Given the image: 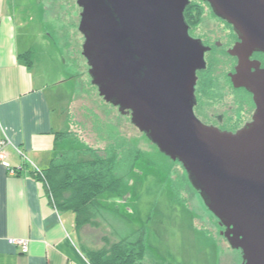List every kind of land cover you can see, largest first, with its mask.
Instances as JSON below:
<instances>
[{"label":"water","instance_id":"water-1","mask_svg":"<svg viewBox=\"0 0 264 264\" xmlns=\"http://www.w3.org/2000/svg\"><path fill=\"white\" fill-rule=\"evenodd\" d=\"M204 1L241 39L229 50L238 57L230 76L255 110L234 132L193 112L206 47L188 34L189 0H77L82 55L102 99L182 164L241 264H264V67L249 59L264 53V0Z\"/></svg>","mask_w":264,"mask_h":264},{"label":"rangeland","instance_id":"rangeland-1","mask_svg":"<svg viewBox=\"0 0 264 264\" xmlns=\"http://www.w3.org/2000/svg\"><path fill=\"white\" fill-rule=\"evenodd\" d=\"M76 1L34 0L32 10L37 15L30 22L38 26L40 32L35 51L38 63L34 64L33 71L47 85L45 90L61 101L60 111L67 116L62 130L73 135L69 144L79 148H103L110 142L107 137L117 136L118 132L130 143L127 146L138 151L135 171L123 183L126 185L122 190H126V194L115 203L120 214L127 213L131 217L130 229L144 225L145 260H156L160 264H241V251L224 239L217 219L190 184L182 164L161 152L130 122L128 115L105 102L91 84L88 64L82 55L83 36L78 30L81 9ZM184 16L193 25L195 35L202 36L210 30L220 34L230 32L227 25L217 21L205 1L190 0ZM21 56L26 60L25 53ZM29 56L31 58L30 53ZM226 56L221 55L220 60L215 61L212 54L206 56L209 57L204 72L207 77L202 79L206 87L201 89L204 88L203 94H197L203 111L197 114L202 122H208L211 112L221 114L225 105L231 104L232 111L227 113L229 117L226 115L223 126L234 131L251 120L254 104L244 91L233 90L226 77L231 65ZM212 90L217 91L215 95ZM106 132L107 139L103 136ZM64 144L68 142L65 140ZM63 147L66 146L58 142L56 151ZM81 155L85 157L84 153ZM112 218L114 228L125 224L120 215ZM87 226L81 231L79 243L97 249L104 243L102 226ZM107 236L111 238V233Z\"/></svg>","mask_w":264,"mask_h":264},{"label":"crops","instance_id":"crops-1","mask_svg":"<svg viewBox=\"0 0 264 264\" xmlns=\"http://www.w3.org/2000/svg\"><path fill=\"white\" fill-rule=\"evenodd\" d=\"M33 6L34 0H0V136L12 141L8 161L17 169L10 173L0 164V264H90L74 213L58 209L32 172L49 164L56 151L54 133L67 120L61 101L33 71L40 33L30 25L37 15ZM25 52L30 63L21 56ZM11 237L27 239L28 250L22 253Z\"/></svg>","mask_w":264,"mask_h":264},{"label":"trees","instance_id":"trees-1","mask_svg":"<svg viewBox=\"0 0 264 264\" xmlns=\"http://www.w3.org/2000/svg\"><path fill=\"white\" fill-rule=\"evenodd\" d=\"M25 54L24 60L30 63L29 53ZM116 134L108 136L106 132L103 136L110 142L103 148L92 149L69 144L73 135L68 131H56L54 143L57 146L61 142L66 147L55 151L46 167L34 168L32 172L58 209L74 213L79 239L81 231L89 227L87 225L102 226V246L90 249L84 242L80 246L90 264H160L156 260L144 259L147 238L144 225L130 229L131 217L127 213L120 214L116 205L117 199L126 194V190H122L126 185L123 183L125 178L133 175L131 172L134 173L138 159V151L127 146L130 143L125 137L118 132ZM65 140L68 144H64ZM118 215L123 217L125 224L114 228L112 217L117 218ZM108 229L111 232L108 233ZM110 233L111 238L107 236Z\"/></svg>","mask_w":264,"mask_h":264},{"label":"flooded vegetation","instance_id":"flooded-vegetation-1","mask_svg":"<svg viewBox=\"0 0 264 264\" xmlns=\"http://www.w3.org/2000/svg\"><path fill=\"white\" fill-rule=\"evenodd\" d=\"M190 1V0H189ZM204 1V0H202ZM206 2V1H205ZM189 4V3H188ZM210 6V5H209ZM211 8V7H210ZM80 9L82 10V8L80 7ZM212 10V9H211ZM81 12V11H80ZM213 12V11H212ZM214 16L217 18V21L222 25H227L229 28H230V32L228 31H225V32H222L223 30H220V32H222L221 34L220 33H217L215 31H209V32H205L202 36H199V35H195L193 34V25L191 26L187 21V24H188V34L193 37V38H197V39H200L202 44L206 47V50L204 51V60H205V66L201 69H198L196 70L195 72V83H194V104H193V112L194 114L199 118L198 114H197V111L199 112H202L203 111V105H201L200 103V100H199V96L198 95H201L203 94V91H204V88L203 90L202 87L205 86L206 87V84L205 82L202 80V79H206L207 75L204 74V72L206 71V67L208 66L207 64V61L209 62V57L206 58L207 55H210L212 54L213 56V59L214 61L215 60H220L221 58V55H227L226 58L227 60L229 61V63L231 64L230 65V69L227 71V74H226V77L228 79V81L230 82L233 90L235 91H244V93L246 94V96L248 95L249 97L252 98V94L246 90L243 86H234L232 81H231V76L230 74L234 73L235 72V67L238 63V57L237 55H234V54H231L229 52V50L236 44L238 43L239 41H241L240 37L238 36V34L233 30V27L230 23H228L225 19L217 16L214 12H213ZM185 17V16H184ZM186 20V18H185ZM226 30V29H225ZM80 32V31H79ZM81 33V32H80ZM82 34V33H81ZM83 36V34H82ZM83 41H84V36H83ZM82 41V43H83ZM81 48H82V44H81ZM220 57V58H219ZM208 59V60H207ZM249 59L254 62L256 65H258L259 68H263L264 67V53L261 52V51H253L250 56H249ZM87 62V61H86ZM88 68H89V65H88ZM251 70H254V67H251ZM204 74V75H203ZM205 76V77H204ZM204 77V78H203ZM202 80V81H201ZM92 84V83H91ZM93 85V84H92ZM197 85L199 87V89L197 90ZM95 86V85H93ZM96 87V86H95ZM213 91V95L216 94V90H212ZM243 93V94H244ZM205 94V93H204ZM245 96V95H244ZM213 98V97H212ZM253 99L251 100V104L253 103L254 104V110H255V103ZM110 104V103H109ZM112 105V104H111ZM114 106V105H112ZM225 109L224 111L218 114H215L214 112H211V118L210 120H208V122H205L203 121L204 123L206 124H209V125H213V126H216L218 128H220L221 130H227L226 127L223 126V121L225 120V118H227V113H230L232 111V105L231 104H228V105H225ZM117 108V107H116ZM118 109V108H117ZM253 110V112H254ZM120 112V111H119ZM226 112V113H225ZM123 114V113H122ZM125 115H128L129 116V119H130V122H131V115H130V112H127V113H124ZM253 114V113H252ZM227 115V116H226ZM229 117V116H228ZM251 118H252V115H251ZM200 119V118H199ZM250 120L248 121H245L242 125V127L247 123L249 122ZM241 128V127H240ZM234 131L238 130L237 128L236 129H233ZM140 131V130H139ZM227 131H231V130H227ZM232 131V132H234ZM142 132V131H141ZM144 133V132H142ZM218 224V222H217ZM218 226H220L218 224ZM221 227V230H220V233L223 231L224 227L223 226H220ZM225 239V238H224Z\"/></svg>","mask_w":264,"mask_h":264},{"label":"built area","instance_id":"built-area-1","mask_svg":"<svg viewBox=\"0 0 264 264\" xmlns=\"http://www.w3.org/2000/svg\"><path fill=\"white\" fill-rule=\"evenodd\" d=\"M12 144L13 143L8 136L6 135L0 136V164L5 166L8 169V171H10V173H14V171L17 170V169L15 170L14 168H12L8 161L7 148L9 145H12ZM15 148L20 155L25 157L23 152L18 147H15ZM9 242L20 246V251L22 253H25L28 250V241L25 238L11 237L9 238Z\"/></svg>","mask_w":264,"mask_h":264}]
</instances>
